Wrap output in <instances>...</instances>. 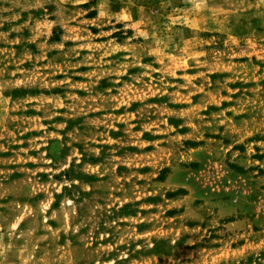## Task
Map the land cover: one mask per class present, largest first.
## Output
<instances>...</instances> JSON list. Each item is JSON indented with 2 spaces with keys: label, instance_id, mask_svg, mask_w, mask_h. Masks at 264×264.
Returning <instances> with one entry per match:
<instances>
[{
  "label": "rangeland",
  "instance_id": "obj_1",
  "mask_svg": "<svg viewBox=\"0 0 264 264\" xmlns=\"http://www.w3.org/2000/svg\"><path fill=\"white\" fill-rule=\"evenodd\" d=\"M101 3L0 0L8 258L264 264V135L226 127L264 99V25L185 0Z\"/></svg>",
  "mask_w": 264,
  "mask_h": 264
},
{
  "label": "clouds",
  "instance_id": "obj_2",
  "mask_svg": "<svg viewBox=\"0 0 264 264\" xmlns=\"http://www.w3.org/2000/svg\"><path fill=\"white\" fill-rule=\"evenodd\" d=\"M185 3L192 4V10L197 12H207L211 11L215 13L218 10H225L229 13H233L234 19L240 20L241 16H243L244 20L251 21L253 17L259 18L258 23L260 25H264V0H185ZM132 0H127V6H131ZM101 9H105L100 12L101 17L106 16V0L105 3H101L99 5ZM161 7L167 8L169 7L168 0H162ZM0 10L8 11L6 8H0ZM127 11V7L124 9ZM14 18V17H13ZM98 23H103V21L99 20ZM141 23H143L146 27L149 28V31H157L160 32V39L166 43L167 37L164 33L163 29L159 25H153V19L150 16L143 12V8H141ZM249 33H253L255 30L248 25ZM256 38L255 36L253 37ZM259 40L264 41V34L258 37ZM262 50H264V45H261ZM257 99H260L257 97ZM254 107H250L248 109H244V111L248 112L251 116V119L246 120L244 122L239 123L238 125H229L226 127H230L233 131H236L240 134L241 139L245 135H252L253 132H261L264 135V99H260L259 104H256L255 100L250 102ZM251 126L250 128L248 126ZM235 139V138H233ZM255 143V141H253ZM261 150L264 151V140L260 141ZM249 152L252 151V148L249 147ZM219 155V153H217ZM51 162V161H50ZM66 166V165H64ZM264 166V165H262ZM264 179V178H261ZM23 195L31 196L32 192L28 191V188L25 187L23 191ZM10 237L9 242L5 245L3 244V237L5 235ZM21 235H27V233H21ZM107 235V233H105ZM115 239V237H114ZM118 243H127V240L121 236L120 240H117L112 247H116ZM16 250L15 245V235L11 231H7L4 229L2 225H0V264H15V262L8 258L9 253H14ZM127 251V250H125ZM97 264H99V258L96 257ZM104 264H115L114 261H105Z\"/></svg>",
  "mask_w": 264,
  "mask_h": 264
}]
</instances>
